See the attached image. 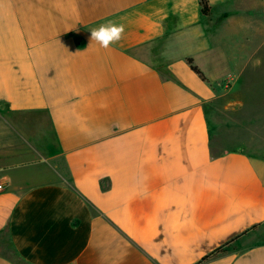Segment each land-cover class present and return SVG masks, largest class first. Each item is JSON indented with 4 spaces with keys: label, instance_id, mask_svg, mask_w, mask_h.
I'll return each mask as SVG.
<instances>
[{
    "label": "crops",
    "instance_id": "0c3cea01",
    "mask_svg": "<svg viewBox=\"0 0 264 264\" xmlns=\"http://www.w3.org/2000/svg\"><path fill=\"white\" fill-rule=\"evenodd\" d=\"M207 1L0 0V264H264V153L212 126L264 0Z\"/></svg>",
    "mask_w": 264,
    "mask_h": 264
},
{
    "label": "rangeland",
    "instance_id": "374dc122",
    "mask_svg": "<svg viewBox=\"0 0 264 264\" xmlns=\"http://www.w3.org/2000/svg\"><path fill=\"white\" fill-rule=\"evenodd\" d=\"M241 78L223 89L217 100L212 123L214 145L232 149L244 144L250 152L264 153V64L261 71H248Z\"/></svg>",
    "mask_w": 264,
    "mask_h": 264
},
{
    "label": "clouds",
    "instance_id": "9594fccd",
    "mask_svg": "<svg viewBox=\"0 0 264 264\" xmlns=\"http://www.w3.org/2000/svg\"><path fill=\"white\" fill-rule=\"evenodd\" d=\"M125 32L124 24H118L113 21L100 24L98 27L90 30L91 41H96L102 48H109L119 43Z\"/></svg>",
    "mask_w": 264,
    "mask_h": 264
},
{
    "label": "trees",
    "instance_id": "16d2710c",
    "mask_svg": "<svg viewBox=\"0 0 264 264\" xmlns=\"http://www.w3.org/2000/svg\"><path fill=\"white\" fill-rule=\"evenodd\" d=\"M199 6H200L201 14L204 16H207L210 12V7L208 5V1L207 0H199ZM187 64H188V66L192 72H194L201 80H203V81L205 80V78H204L203 74L200 72V70L192 64L191 59L187 60ZM217 251H219V250H217ZM203 260H205V258Z\"/></svg>",
    "mask_w": 264,
    "mask_h": 264
},
{
    "label": "built area",
    "instance_id": "2783aa9c",
    "mask_svg": "<svg viewBox=\"0 0 264 264\" xmlns=\"http://www.w3.org/2000/svg\"><path fill=\"white\" fill-rule=\"evenodd\" d=\"M4 188V184L3 182L0 180V190H2Z\"/></svg>",
    "mask_w": 264,
    "mask_h": 264
}]
</instances>
